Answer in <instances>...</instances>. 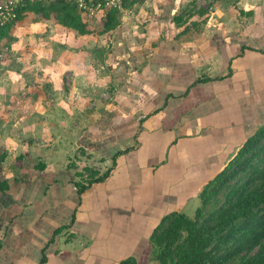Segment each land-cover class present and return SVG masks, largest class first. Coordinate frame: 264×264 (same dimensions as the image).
<instances>
[{
	"label": "crops",
	"instance_id": "crops-1",
	"mask_svg": "<svg viewBox=\"0 0 264 264\" xmlns=\"http://www.w3.org/2000/svg\"><path fill=\"white\" fill-rule=\"evenodd\" d=\"M130 1L117 10L113 30L88 34L105 37L90 53L97 61L93 50L103 49L98 61L110 80L146 78L130 91L119 87L115 108L105 107L93 117L99 124L83 134L91 139L88 152L109 167L111 156L121 154L109 176L80 196L74 186L80 180L63 159L24 155L16 166L6 155L0 264H37L47 244L45 264L139 260L160 218L182 212L226 155L264 122V14L257 15L264 0H218L210 15L201 11L202 22L191 15L192 0ZM100 134L115 146L101 148ZM5 146L0 139V157Z\"/></svg>",
	"mask_w": 264,
	"mask_h": 264
},
{
	"label": "rangeland",
	"instance_id": "rangeland-1",
	"mask_svg": "<svg viewBox=\"0 0 264 264\" xmlns=\"http://www.w3.org/2000/svg\"><path fill=\"white\" fill-rule=\"evenodd\" d=\"M192 1L197 3L196 8H191V15L202 22L206 16L202 17L201 11L210 15V7L218 0ZM200 28L204 30V26ZM104 39V36L81 35L59 24L56 18L44 19L36 13L24 14L1 38L0 139L5 141L4 158L9 156L8 162L11 160L17 166L25 161L24 155L41 158V154H46L47 159H63L74 173L82 175L77 177L84 182L90 176L103 174L109 167L99 154L88 152L86 146L91 139L83 134L99 124L93 117H99L105 107L115 108L119 87L127 86L130 91L146 78L141 74L133 80L127 77L131 75L121 74L111 75L110 80L90 53L93 47H103ZM117 77L124 81L120 86ZM96 97L101 100L100 107L96 105ZM106 136L100 134L97 142L103 149L112 145L108 147L111 149L116 141L105 143ZM222 166L218 164L217 172ZM198 206V196L193 197L182 212L192 218ZM210 210L211 206L207 211ZM149 257L150 249L139 257V264H157Z\"/></svg>",
	"mask_w": 264,
	"mask_h": 264
},
{
	"label": "trees",
	"instance_id": "trees-1",
	"mask_svg": "<svg viewBox=\"0 0 264 264\" xmlns=\"http://www.w3.org/2000/svg\"><path fill=\"white\" fill-rule=\"evenodd\" d=\"M129 2L133 1L123 0V5ZM263 9L264 6L257 10L258 18L264 14ZM117 10L109 8L88 18L66 0L25 1L17 10V19L0 31V40L26 13L41 14L44 19L56 18L59 24L81 35L107 33L117 25ZM97 19V24L93 25ZM261 20L264 21V16ZM93 52L103 63V49ZM120 154L121 151H117L111 156V166L103 174L90 176L86 182H74L76 193L80 196L93 183L107 178ZM3 159L4 155L0 161ZM75 176L82 177L81 174ZM7 188L6 180L0 182L1 191ZM197 196L200 206L194 217L174 210L160 218L148 237L149 260L157 264H264V122L234 148L220 171L202 186ZM210 206L211 210L207 211ZM64 228L54 230L53 236ZM54 237L49 244L54 242ZM47 246L42 249L37 264L47 262ZM115 264L139 262L134 255H129Z\"/></svg>",
	"mask_w": 264,
	"mask_h": 264
},
{
	"label": "built area",
	"instance_id": "built-area-1",
	"mask_svg": "<svg viewBox=\"0 0 264 264\" xmlns=\"http://www.w3.org/2000/svg\"><path fill=\"white\" fill-rule=\"evenodd\" d=\"M25 1L43 0H0V31L8 24L13 23L18 16L17 10L23 6ZM54 1V0H48ZM76 6L77 10L88 18H93L102 11L109 8L120 9L123 0H66ZM0 53V57H2Z\"/></svg>",
	"mask_w": 264,
	"mask_h": 264
},
{
	"label": "water",
	"instance_id": "water-1",
	"mask_svg": "<svg viewBox=\"0 0 264 264\" xmlns=\"http://www.w3.org/2000/svg\"><path fill=\"white\" fill-rule=\"evenodd\" d=\"M96 105H97V107H100V105L102 104L101 103V100L98 98V97H96Z\"/></svg>",
	"mask_w": 264,
	"mask_h": 264
}]
</instances>
